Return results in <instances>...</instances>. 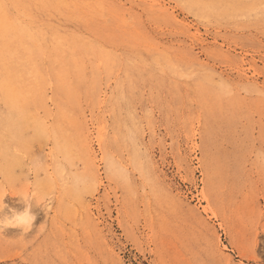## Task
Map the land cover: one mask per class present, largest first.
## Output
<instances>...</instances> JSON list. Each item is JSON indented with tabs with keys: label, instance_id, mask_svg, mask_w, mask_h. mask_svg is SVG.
Listing matches in <instances>:
<instances>
[{
	"label": "rangeland",
	"instance_id": "1",
	"mask_svg": "<svg viewBox=\"0 0 264 264\" xmlns=\"http://www.w3.org/2000/svg\"><path fill=\"white\" fill-rule=\"evenodd\" d=\"M0 78V264H264V0H0Z\"/></svg>",
	"mask_w": 264,
	"mask_h": 264
},
{
	"label": "clouds",
	"instance_id": "2",
	"mask_svg": "<svg viewBox=\"0 0 264 264\" xmlns=\"http://www.w3.org/2000/svg\"><path fill=\"white\" fill-rule=\"evenodd\" d=\"M255 160L258 166L264 168V152H259L255 156ZM88 183L87 179H78L75 184L68 189L67 186H64V190L72 191L73 193H79L82 187ZM34 198L33 196L28 197V200L31 201ZM45 199H51L50 195H46ZM35 217L30 214L29 208L26 207L23 212L14 213L12 216H5V218L0 219V229H6L8 227H19L23 228L25 232L29 231L33 225Z\"/></svg>",
	"mask_w": 264,
	"mask_h": 264
},
{
	"label": "bare ground",
	"instance_id": "3",
	"mask_svg": "<svg viewBox=\"0 0 264 264\" xmlns=\"http://www.w3.org/2000/svg\"><path fill=\"white\" fill-rule=\"evenodd\" d=\"M58 6V5H57ZM64 7V6H63ZM127 14V13H126ZM58 17V16H57ZM56 27V26H55ZM60 28V27H59ZM59 28H58V30H59ZM149 28V27H148ZM73 32V31H72ZM89 33V32H88ZM61 34L62 33H57V37L56 38H59L60 37V39H62L61 38ZM80 36V35H79ZM79 36H77L78 38V41H79V43H82L83 45H88L89 43L91 44V40H89L86 36H84V35H81L80 37ZM66 37V36H65ZM64 38V37H63ZM90 38V37H89ZM64 42V41H63ZM81 44V45H82ZM79 45V44H78ZM83 45H82V47H83ZM74 46V45H73ZM45 47V46H44ZM89 47V46H88ZM73 48V47H72ZM90 48V47H89ZM92 48H94V46L92 47ZM116 49V48H115ZM45 50V49H44ZM75 50V49H74ZM76 52V51H75ZM95 54H97V53H95ZM98 55V54H97ZM221 58V57H220ZM196 59V58H195ZM135 60V59H134ZM42 61L44 62V63H48V61H49V56H48V53L46 52V51H42ZM41 61V62H42ZM161 63V62H160ZM165 65V64H164ZM49 67V66H48ZM102 67V66H101ZM62 68V67H61ZM99 69V68H98ZM103 69V68H102ZM1 70H3V69H1ZM6 72V71H5ZM7 73V72H6ZM8 74V73H7ZM6 74V75H7ZM3 77H4V74H3ZM5 79H6V77H4ZM3 78V81L5 80ZM48 78V77H47ZM77 78H78V76H77ZM0 80H1V78H0ZM110 80V79H109ZM5 81H8V79L7 80H5ZM5 81H4V83H5ZM58 82V81H57ZM91 82V81H90ZM51 84H53V81L52 80H49L48 81V85H51ZM151 85V84H150ZM5 86H7V85H4V87ZM15 86V85H14ZM1 87H2V83H1ZM8 87V86H7ZM6 87V88H7ZM11 87V86H10ZM9 87V89H12V88H10ZM5 88V89H6ZM8 89V88H7ZM9 90H7L6 92H8ZM63 95V94H62ZM17 96V95H16ZM44 96V95H43ZM18 97V96H17ZM107 99V98H106ZM13 100V99H12ZM19 100V99H18ZM47 100V99H46ZM16 102H17V100H15ZM21 102V101H20ZM10 103V102H9ZM22 103V102H21ZM6 104V103H5ZM25 105V104H24ZM9 107H10V105H9ZM18 108V107H17ZM14 109H16V108H14ZM11 111H12V109H11ZM17 111H18V109H17ZM20 111V110H19ZM18 111V112H19ZM78 111V110H77ZM104 111V110H103ZM4 113V112H3ZM11 113V112H10ZM21 113V112H20ZM22 113H23V111H22ZM82 113V112H81ZM17 115V114H16ZM19 115V114H18ZM59 115V114H58ZM50 116V115H49ZM65 116V115H64ZM18 118H19V116H17ZM16 117V118H17ZM29 116H27V118H28ZM99 117V116H98ZM11 118H13V117H11ZM15 118V117H14ZM17 118V119H18ZM30 118V117H29ZM77 118V117H76ZM25 119V118H24ZM68 119V118H67ZM13 120V119H12ZM28 120V119H27ZM29 120H31V119H29ZM32 120H34L33 118H32ZM41 120V119H40ZM18 121H20V120H18ZM24 121V120H23ZM39 121V120H38ZM21 122V121H20ZM20 122H19V124H20ZM33 122V121H32ZM49 123V122H48ZM24 124H25V122H24ZM23 124V125H24ZM28 126V125H27ZM73 126V125H72ZM17 128H18V126H17ZM19 128H20V126H19ZM25 128V127H24ZM76 128V127H75ZM17 131H19V130H17ZM22 132H23V130H22ZM21 133V132H20ZM27 133V132H26ZM76 134V133H75ZM22 135V134H21ZM23 136V135H22ZM30 136V135H29ZM20 137V136H19ZM24 137V136H23ZM76 138V137H75ZM86 138V137H85ZM45 139V138H44ZM83 141V140H82ZM36 142V141H35ZM8 144V143H7ZM42 144V143H41ZM30 145V144H29ZM34 145V144H33ZM36 145V144H35ZM9 153H10V151H9ZM17 155V154H16ZM16 158V157H15ZM62 171V170H61ZM12 216V215H11ZM227 259V258H226Z\"/></svg>",
	"mask_w": 264,
	"mask_h": 264
}]
</instances>
